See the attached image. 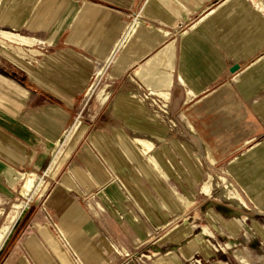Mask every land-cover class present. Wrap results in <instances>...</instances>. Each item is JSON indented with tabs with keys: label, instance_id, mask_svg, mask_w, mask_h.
I'll return each instance as SVG.
<instances>
[{
	"label": "crops",
	"instance_id": "1",
	"mask_svg": "<svg viewBox=\"0 0 264 264\" xmlns=\"http://www.w3.org/2000/svg\"><path fill=\"white\" fill-rule=\"evenodd\" d=\"M53 226L81 264H264V0H0V264H76Z\"/></svg>",
	"mask_w": 264,
	"mask_h": 264
},
{
	"label": "bare ground",
	"instance_id": "2",
	"mask_svg": "<svg viewBox=\"0 0 264 264\" xmlns=\"http://www.w3.org/2000/svg\"><path fill=\"white\" fill-rule=\"evenodd\" d=\"M7 39H12L11 35L9 34H5L4 35ZM170 49V48H169ZM164 52V49L163 51ZM166 53V52H165ZM169 54V53H168ZM166 55V54H165ZM158 56V55H157ZM162 57V56H161ZM164 57V56H163ZM156 62V61H155ZM163 64V63H162ZM159 65V63H158ZM162 66V65H161ZM150 76V75H149ZM147 78V82L148 83H151V84H155L156 87L160 88L161 90L160 91H151L149 94L154 96V97H157L159 98L161 101L165 102L167 104L168 102V92H167V88H169V85H170V76L169 75H166L164 73H161L160 75H158V77L156 78H152V77H146ZM89 90V89H88ZM88 94V92H87ZM77 124H75L73 127H71V129L67 132L66 136H68L76 127ZM76 131V130H74ZM65 142V141H64ZM137 144H139V146L141 147L142 146V149H144V151H147L148 149H150L151 147V144H148V142H145V141H138L136 140L135 141ZM59 144V143H58ZM59 147V146H58ZM149 151V150H148ZM209 158V157H208ZM55 159V158H54ZM210 159V158H209ZM52 162V161H51ZM35 180H36V175L34 174H31V175H26L23 179V190H22V194H25V193H30L29 191L32 190V188H34L35 186ZM232 198L233 199H238L239 201L240 198L237 196V194L234 192L233 195H232ZM242 203V202H241ZM243 204V203H242Z\"/></svg>",
	"mask_w": 264,
	"mask_h": 264
},
{
	"label": "built area",
	"instance_id": "3",
	"mask_svg": "<svg viewBox=\"0 0 264 264\" xmlns=\"http://www.w3.org/2000/svg\"><path fill=\"white\" fill-rule=\"evenodd\" d=\"M28 55H30V54H28ZM156 99H159V98L156 97ZM156 99L152 100V102L157 105L158 109L162 113H165L166 112L165 109L167 108V104L165 102H163V101H159L160 99L159 100H156ZM79 118H80V114H78L76 119H79ZM215 187L221 188V190L223 192H226V194H227L226 199L227 200L231 199L233 193L235 192V188L231 184V181L229 180L228 176H218L217 179H216V182H215ZM53 230L56 232V235H57V238H58L59 242L61 243V245L64 248H66V250L68 251V253L72 257V259L75 261V263L76 264H81L77 254L70 249L68 240L65 237V235L62 232H60L57 229L56 226H53Z\"/></svg>",
	"mask_w": 264,
	"mask_h": 264
},
{
	"label": "rangeland",
	"instance_id": "4",
	"mask_svg": "<svg viewBox=\"0 0 264 264\" xmlns=\"http://www.w3.org/2000/svg\"><path fill=\"white\" fill-rule=\"evenodd\" d=\"M182 29H184V28H182ZM179 33H182V30H179ZM148 93H150V92L147 91L146 94H145V96H143V99H145V98H146V99L149 98ZM155 99H156V97H152L151 99H148L149 104H151V106H152V114L155 115L157 118H160L161 115H162L163 117H167V111H168V108L165 109V111H166L165 113H162V112L158 109L157 105L154 104V103L152 102V100H155ZM156 100H159V99H156ZM159 101H161V100H159ZM157 115H158V116H157ZM80 116H81V115H80ZM79 121H81V118H79L78 120L75 119V122H74V123H75V124H76V123L78 124ZM166 122L168 123V126H169L170 128L176 129V127H177V123L175 122L174 119H173V121H172V120L166 118ZM218 176H228V175L225 174L224 172H218V173L215 175V182H216V179H217ZM229 180H230V179H229ZM230 181H231V180H230ZM215 182H214V184H215ZM231 184L234 186L235 189L237 188V186H236L232 181H231ZM215 189L217 190V194L213 195V196H212V199L215 200V201H226V200H227V199H226V197H227L226 192H223V191L221 190V188H218V187H215ZM204 190H205V191L207 190V186L204 187ZM206 192H207V191H206ZM231 199H233V198H231ZM229 200H230V199H229ZM14 217H15V216H11L10 219H9V221H8V223H7L6 225H8L9 223H11V222L13 221ZM215 245L218 246V247H217L218 250H219V249L223 250V247H221V246L218 245L217 243H215Z\"/></svg>",
	"mask_w": 264,
	"mask_h": 264
},
{
	"label": "water",
	"instance_id": "5",
	"mask_svg": "<svg viewBox=\"0 0 264 264\" xmlns=\"http://www.w3.org/2000/svg\"><path fill=\"white\" fill-rule=\"evenodd\" d=\"M238 69V66L234 65L232 68H231V72H234L235 70Z\"/></svg>",
	"mask_w": 264,
	"mask_h": 264
}]
</instances>
